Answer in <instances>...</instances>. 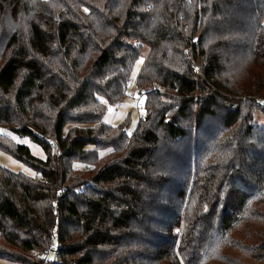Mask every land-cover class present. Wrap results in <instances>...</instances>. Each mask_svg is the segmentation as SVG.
Here are the masks:
<instances>
[{
    "label": "trees",
    "instance_id": "1",
    "mask_svg": "<svg viewBox=\"0 0 264 264\" xmlns=\"http://www.w3.org/2000/svg\"><path fill=\"white\" fill-rule=\"evenodd\" d=\"M262 102L264 0H0V129L47 157L0 145L40 176L0 166V259L264 264Z\"/></svg>",
    "mask_w": 264,
    "mask_h": 264
},
{
    "label": "rangeland",
    "instance_id": "2",
    "mask_svg": "<svg viewBox=\"0 0 264 264\" xmlns=\"http://www.w3.org/2000/svg\"><path fill=\"white\" fill-rule=\"evenodd\" d=\"M143 50L144 51L142 52L140 58L137 60L138 62L142 59L143 63L139 64V67H137V62H136L135 68L133 70V72H136V77L135 79H133V77L131 76V79L134 81H137V78L144 66L143 64L148 54V50L146 48H144ZM123 93H124V90H123ZM139 98L140 96L137 95L135 88L131 87V92L128 95H126L122 103L118 105L108 106V109H107L108 112L105 115L104 122L107 125H112V126H121L124 123L128 122L130 125L128 128L129 129L128 133L133 134L136 131L137 127L139 126L138 124L140 121L139 111L137 110V104H138ZM109 109H111V111H109ZM254 122L256 125L264 128V112L261 109H258L255 112ZM66 127L67 128L65 132L67 133V131L71 128V126L68 125ZM12 142L23 144L29 147L31 154L35 158H39L42 160L47 159L46 153L43 150V148L37 143H34L33 141H31L29 137H19L15 135L9 129H0V145L1 144L12 145ZM0 166L3 167L4 169L10 170L13 173H17V174L22 173L32 178L40 177L38 173H35V171L31 167L26 165L24 162L19 161L17 158H14L10 153H8L7 151L5 152L2 149H0ZM45 257H46L47 262L51 260L48 254ZM31 259L33 258L31 257ZM0 264H21V263H15L9 260L7 261V260L0 259Z\"/></svg>",
    "mask_w": 264,
    "mask_h": 264
},
{
    "label": "built area",
    "instance_id": "3",
    "mask_svg": "<svg viewBox=\"0 0 264 264\" xmlns=\"http://www.w3.org/2000/svg\"><path fill=\"white\" fill-rule=\"evenodd\" d=\"M124 87V94L128 95L131 92V87H134L136 90L137 95L140 96L137 104V110L139 111V119L143 120L146 117L147 110L145 108V102H146V95L143 93V91L140 89V87L137 86V81L132 80L131 78L127 80ZM157 86V87H156ZM156 88H159V85H155ZM62 197V196H61ZM62 244L59 241V238H55L54 243L52 245V248L48 251V256L51 258L49 261L50 264H58L60 261L61 256V250H62Z\"/></svg>",
    "mask_w": 264,
    "mask_h": 264
},
{
    "label": "snow or ice",
    "instance_id": "4",
    "mask_svg": "<svg viewBox=\"0 0 264 264\" xmlns=\"http://www.w3.org/2000/svg\"><path fill=\"white\" fill-rule=\"evenodd\" d=\"M85 11H87V9H85ZM143 63V60L141 59L140 61L137 62V67H139V64H142ZM132 77L133 79H135L136 77V72H133L132 73ZM109 111H111V109H109Z\"/></svg>",
    "mask_w": 264,
    "mask_h": 264
}]
</instances>
